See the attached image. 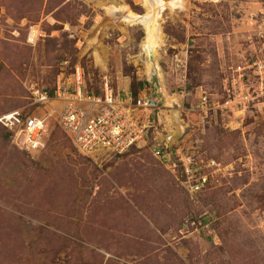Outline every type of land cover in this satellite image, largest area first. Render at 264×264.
Wrapping results in <instances>:
<instances>
[{
    "label": "rangeland",
    "instance_id": "obj_1",
    "mask_svg": "<svg viewBox=\"0 0 264 264\" xmlns=\"http://www.w3.org/2000/svg\"><path fill=\"white\" fill-rule=\"evenodd\" d=\"M164 1L152 38L143 0H0V112L78 68L90 93L129 77L168 111L225 106L175 130L221 168L195 197L149 147L89 158L53 124L31 156L0 128V264H264V0Z\"/></svg>",
    "mask_w": 264,
    "mask_h": 264
},
{
    "label": "built area",
    "instance_id": "obj_2",
    "mask_svg": "<svg viewBox=\"0 0 264 264\" xmlns=\"http://www.w3.org/2000/svg\"><path fill=\"white\" fill-rule=\"evenodd\" d=\"M42 37L41 29L32 27L29 45L35 47ZM2 64L0 60V71ZM261 83H264L262 77ZM26 87L29 109L0 112V126L31 156L46 147L49 129L55 124L69 137L79 153L89 158L123 155L135 148L149 147L169 173L182 179V186L192 197L199 196L216 181L215 174L221 170L219 164L213 159H203L195 143L186 144L176 137L175 130L179 126L172 115H164L159 107L153 106L146 91H142L137 99L133 95L123 98L107 83L101 94L90 93L80 68L70 80H57L54 95L37 83ZM251 101L250 94L242 93L234 104L241 106L239 113H242L244 103ZM217 105L207 95H202L195 108L188 112L179 110L180 126L186 133L191 129L193 135L196 124L191 114L207 116ZM224 107L221 105L218 108ZM153 115L155 119H152ZM162 134L165 138H160ZM174 138L177 145L172 142Z\"/></svg>",
    "mask_w": 264,
    "mask_h": 264
},
{
    "label": "crops",
    "instance_id": "obj_3",
    "mask_svg": "<svg viewBox=\"0 0 264 264\" xmlns=\"http://www.w3.org/2000/svg\"><path fill=\"white\" fill-rule=\"evenodd\" d=\"M120 83H119V88H118V93H116L117 95H119V96H121V97H128V96H130V95H132V89H131V80H130V78L129 77H122L121 78V80L119 81ZM143 91V90H142ZM141 91V92H142ZM144 91H146V89H144ZM163 92H164V90H163ZM165 93L166 92H164L163 94H162V97H161V95H159V97L157 96L156 98H154L153 97V99H151L152 100V103H153V106H155L156 108L157 107H159L160 109H161V111H162V113L164 114V115H167V111H168V109H169V106H168V104H169V102L167 101V99L165 98ZM172 102V101H171ZM177 102H180V100L178 101L177 100ZM178 106L177 108L180 110V111H182L183 110V108H181V106H180V104H178V103H176V102H172L171 103V107H170V110L171 111H174V106ZM183 106V105H182ZM170 110L168 111V112H170ZM200 113H192L191 114V119H192V121L196 124V126L199 124V122H200V115H199ZM152 119H155V116L153 115V118ZM167 137V136H166ZM160 138H165V135H160Z\"/></svg>",
    "mask_w": 264,
    "mask_h": 264
},
{
    "label": "bare ground",
    "instance_id": "obj_4",
    "mask_svg": "<svg viewBox=\"0 0 264 264\" xmlns=\"http://www.w3.org/2000/svg\"><path fill=\"white\" fill-rule=\"evenodd\" d=\"M147 6V8L150 10L151 15H147L148 17H140L137 20L138 24H141L145 27V29L147 30V32L152 35V38L155 36H159L160 35V31L158 29V24L156 23L157 19H158V9L159 10H163L166 7V3L164 0H143ZM120 8H124L121 7ZM121 9L117 8V10ZM137 17L133 16V19H136ZM161 30V29H160Z\"/></svg>",
    "mask_w": 264,
    "mask_h": 264
},
{
    "label": "water",
    "instance_id": "obj_5",
    "mask_svg": "<svg viewBox=\"0 0 264 264\" xmlns=\"http://www.w3.org/2000/svg\"><path fill=\"white\" fill-rule=\"evenodd\" d=\"M172 117H173L174 122H175L179 127H181V126H180V123H179V119H180L179 111L173 112ZM181 129L184 131L183 127H181Z\"/></svg>",
    "mask_w": 264,
    "mask_h": 264
},
{
    "label": "trees",
    "instance_id": "obj_6",
    "mask_svg": "<svg viewBox=\"0 0 264 264\" xmlns=\"http://www.w3.org/2000/svg\"><path fill=\"white\" fill-rule=\"evenodd\" d=\"M140 86L143 88V84H142V83L140 84ZM49 91H50L51 95H54L53 93H54V91H55V86H54L51 90H49ZM141 91H142V90H141ZM140 93H141V92H140ZM132 95H133L134 99H137L139 94H137V93L135 94V93L132 92ZM0 128H2V127L0 126ZM2 129H3V128H2ZM4 130H5V129H4ZM5 131H7V130H5ZM7 132H8V131H7Z\"/></svg>",
    "mask_w": 264,
    "mask_h": 264
}]
</instances>
